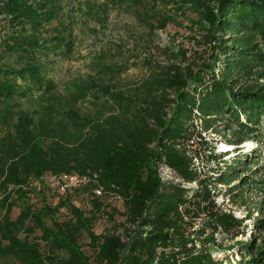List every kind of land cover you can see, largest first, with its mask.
Segmentation results:
<instances>
[{
	"label": "trees",
	"instance_id": "1",
	"mask_svg": "<svg viewBox=\"0 0 264 264\" xmlns=\"http://www.w3.org/2000/svg\"><path fill=\"white\" fill-rule=\"evenodd\" d=\"M186 1L191 31L139 58L138 83L124 91L113 74L89 75L62 94L41 71L46 41L35 28L49 16L0 0V23L13 27L0 36V264H264V236L239 243L233 260L212 255L214 235L236 237L242 220L216 206L209 185H229L245 161L225 165L228 152L213 154L202 134L223 124L227 143L250 137L264 154V0ZM160 16L142 18L149 32L172 21ZM86 96L93 110H80ZM204 151L212 179L193 166ZM160 163L179 181L160 179ZM59 174L82 179L60 191ZM79 194L91 210L73 204ZM107 197L121 202L123 237L113 224L92 229Z\"/></svg>",
	"mask_w": 264,
	"mask_h": 264
},
{
	"label": "rangeland",
	"instance_id": "2",
	"mask_svg": "<svg viewBox=\"0 0 264 264\" xmlns=\"http://www.w3.org/2000/svg\"><path fill=\"white\" fill-rule=\"evenodd\" d=\"M13 1L28 14L36 10L49 16V20H45L37 29L35 28V33L46 41V49L41 48V54L46 53L41 57L43 73L41 75L53 86V90L62 94L73 92L78 82L89 75L107 82L109 76L113 74V82H116L120 89L127 90L138 83L144 75V69L137 63L139 58L153 50L154 46L179 44L192 29L189 18L195 16L192 6L186 0ZM26 6H29L28 10ZM146 15L151 16V20L154 16H160L163 19L170 17L172 21L162 29L149 32L142 20L143 17L148 19ZM22 19L31 20L28 16ZM27 25L26 23L25 26ZM30 26L32 27L31 24ZM11 28H13L11 25L0 23V36H5ZM120 65L125 66V69L114 74ZM107 67L112 72H108ZM21 79L18 78L17 82L21 83ZM35 87L34 84L30 91L34 97H38L42 93L43 86L42 89ZM92 98L86 96L79 102L80 110H93L95 105ZM21 100L24 106H28L26 99ZM196 123L198 124V121ZM217 129L218 133H202L213 154L218 156L219 153L227 151L228 153L222 156L225 165L234 162L236 158L245 161L244 165H239L237 168V175L229 184H233L230 190H228L229 185L224 183L209 185L216 206L242 220L239 227L241 233L236 237L230 239L224 234L214 235L220 249L219 247L214 249L212 255L217 258L227 255L229 260H233L238 255L239 243L264 236V154L259 148L256 151L255 139L249 137L238 145H231L226 141L229 133L224 129L223 124H218ZM207 152H200V157L194 159L193 166L199 171L200 177L210 176L212 179L217 172L212 171L214 162L205 157ZM225 165H222L221 170H226ZM156 172L160 179L171 177L170 174L159 171L158 166ZM46 179L48 181V177ZM191 185L193 184L186 186ZM54 192L52 189L45 192V199L50 204L57 200ZM73 197L72 202L76 206L90 210L93 208H90L91 205L85 195L79 194ZM30 198L39 205L38 195L31 193ZM103 203V213L95 212L93 231L99 233L103 226L113 224L114 230L123 237L121 202L107 197L104 198ZM108 211L111 212V216L113 215L114 223L106 216ZM16 213L17 208H13L11 216ZM60 213L61 216H66V210L61 209ZM82 238L84 241L81 243L84 247L86 238L83 236Z\"/></svg>",
	"mask_w": 264,
	"mask_h": 264
},
{
	"label": "built area",
	"instance_id": "3",
	"mask_svg": "<svg viewBox=\"0 0 264 264\" xmlns=\"http://www.w3.org/2000/svg\"><path fill=\"white\" fill-rule=\"evenodd\" d=\"M189 142H191V140ZM158 169L161 172H166L171 175V177H165L164 179L173 178V179H176V181H179L178 178L174 176L173 171L169 167H167L165 164L160 163L158 165ZM51 179H53L54 183L58 185V188L60 189V191H63L66 187L77 185L81 181L82 178H78L77 176L73 174H59V175L52 176ZM187 184H193V182L186 183L184 186H186Z\"/></svg>",
	"mask_w": 264,
	"mask_h": 264
}]
</instances>
